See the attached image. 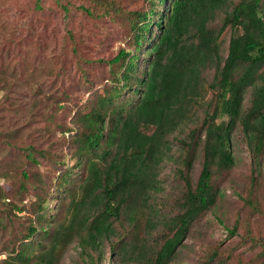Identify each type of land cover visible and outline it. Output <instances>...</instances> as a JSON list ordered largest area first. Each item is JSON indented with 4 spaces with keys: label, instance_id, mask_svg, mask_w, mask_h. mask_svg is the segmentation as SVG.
<instances>
[{
    "label": "trees",
    "instance_id": "obj_1",
    "mask_svg": "<svg viewBox=\"0 0 264 264\" xmlns=\"http://www.w3.org/2000/svg\"><path fill=\"white\" fill-rule=\"evenodd\" d=\"M55 2L64 12L77 6L91 18L122 24L132 48L120 47L106 60L109 85L89 97L86 110L71 112L73 127L61 129L63 138L66 131L74 130L69 142L64 138L73 162L51 174V181L55 179L56 185L68 182L70 169L76 165L85 171L80 184L68 194L62 220H56L53 228L30 220L16 248L13 243L12 255L6 254L1 264H54V253L71 242L84 256V264H100L104 244L116 264H167L192 221L215 201L213 167L221 170L233 165L229 145L234 127L240 126L254 165L264 150V0ZM225 28L229 36L222 55L220 35ZM24 74L0 59V87L8 93L16 91ZM122 90L132 100L117 101ZM247 91L249 105L243 108ZM181 130H187L183 137L176 133ZM176 143L180 150L173 158L168 153ZM199 143L201 164L191 182L187 173L192 159L182 150L197 148ZM19 149L20 153L8 149L0 157V175L6 178L9 171L19 169L18 189L22 190L28 176L24 166L27 169L28 163L39 161L33 157L34 146ZM58 156L54 153L51 162L56 171L65 166L64 158ZM162 161L182 183L175 211L158 195L163 188L157 178ZM255 171L249 168L242 175ZM32 174L41 189L33 206L38 220L43 217L51 181L40 171ZM5 195L0 189V200ZM163 195L169 198L168 193ZM6 202L8 211H20L17 204ZM140 225L146 232L136 240ZM155 229L160 230V240L151 243L146 235ZM226 229L228 235L237 231L235 225ZM38 231L47 245L29 261L26 246ZM248 239L252 247L257 245L248 255L264 264V238ZM32 245L39 246L40 239Z\"/></svg>",
    "mask_w": 264,
    "mask_h": 264
},
{
    "label": "rangeland",
    "instance_id": "obj_2",
    "mask_svg": "<svg viewBox=\"0 0 264 264\" xmlns=\"http://www.w3.org/2000/svg\"><path fill=\"white\" fill-rule=\"evenodd\" d=\"M126 34L122 24H115L107 18H91L77 6H70L69 11L64 12L55 0H8L6 4L5 0H0V59L5 58L25 73L18 80L20 86L12 94L0 87V157L8 149L20 153L19 147L26 148L27 145L34 146L43 154V157L38 156L33 149V157L39 163H28L27 169L24 166L28 176L22 190L18 189L19 169L9 171L15 173H9L6 178L0 175V189L6 193L5 200H0V259L6 254L12 255L13 243V248H16L17 239L25 233L30 220L34 225L46 228H53L56 220H62L68 194L80 184L85 171L81 164L76 165L70 169L68 182L56 185L55 179L51 181V174L56 175L73 162L69 158L67 139L74 130L63 134L67 142L61 129L73 127L70 122L73 111L78 108L86 110L89 97L93 98L94 93L109 85L110 67L105 62L120 47L132 48ZM228 36L229 28H225L220 35L222 55ZM142 52L143 49L139 53L140 63L143 61L140 59ZM2 82L0 79V84ZM23 82L25 86H21ZM36 91L40 94L37 95ZM125 98L132 100L127 90H122L117 101ZM249 98L247 91L243 108L249 105ZM183 131L176 133L183 137ZM179 148L178 143L174 144L168 154L175 158ZM229 150L232 167L221 170L213 167L212 184L217 190L213 205L192 221L184 240L175 249L174 259L167 264H258L248 255L257 248V245L251 246L248 238H264V150L254 165L238 124L230 134ZM182 152L192 159L187 175L194 182L202 159L201 144ZM54 153L55 157L60 155L65 161V166L58 171L51 164ZM166 163L162 161L158 166L157 178L163 187L158 195L162 194L164 204L175 211L174 201L183 187L180 179L174 177L173 168ZM249 168L256 171L252 175H242L248 173ZM36 171L46 174L45 179L51 181L45 197L44 214L38 220L33 210L36 194L41 191L32 174ZM165 193L169 198L164 197ZM6 201L17 204L20 211H8ZM231 225H235L237 231L228 235L226 228ZM143 232L146 231L138 226L135 239L143 236ZM41 233L38 231L26 246L29 261L47 245ZM36 239H40L37 247L32 245ZM146 239L151 243L156 239L159 242L160 230L149 231ZM53 256L54 264H84V256L74 242L63 245ZM115 258L110 257L104 244L100 264H116Z\"/></svg>",
    "mask_w": 264,
    "mask_h": 264
}]
</instances>
